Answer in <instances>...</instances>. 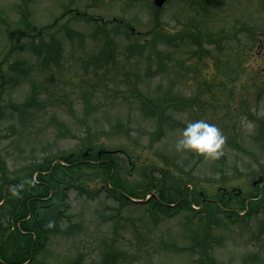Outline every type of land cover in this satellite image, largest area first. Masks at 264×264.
<instances>
[{
    "label": "rangeland",
    "instance_id": "obj_1",
    "mask_svg": "<svg viewBox=\"0 0 264 264\" xmlns=\"http://www.w3.org/2000/svg\"><path fill=\"white\" fill-rule=\"evenodd\" d=\"M195 119L218 159L176 150ZM61 166L34 264H264V0H0V238L3 178Z\"/></svg>",
    "mask_w": 264,
    "mask_h": 264
},
{
    "label": "trees",
    "instance_id": "obj_2",
    "mask_svg": "<svg viewBox=\"0 0 264 264\" xmlns=\"http://www.w3.org/2000/svg\"><path fill=\"white\" fill-rule=\"evenodd\" d=\"M39 47H37L38 49ZM151 69L152 67L150 66V69L148 70L149 73H151ZM89 137V134L87 136V138ZM95 153H92V155H94ZM87 156H91V153H89V151L85 152L84 154H81L80 157L78 158L77 155H71L70 157H67L63 160H60L61 162H65L66 168L70 169L71 164H73L74 157H77L76 159L78 160H85L86 158L84 157ZM97 157H99L98 160H107L108 158V154L106 153H101L100 151L97 153L96 155ZM73 157V158H72ZM97 159V158H96ZM105 163H103L102 165H104ZM65 166H61L62 168H54V170L51 173L52 178H50L51 176H39V182H36V180L33 179V172H30L29 174L25 175L24 179L23 178H18L17 180H15V183H13L11 180H8L7 178H3V182H6L7 184L9 183V185H13V193H9V197L10 200L6 206V208H8V206H10V208L7 210L8 212V216L9 218H13L15 217L16 220H13L15 225H17L18 223L20 224L21 227H19V231L20 233L18 234V236L14 237H10V241L15 243L14 246L11 247V250L8 249V246L10 245V241L7 242L8 238L7 234L8 231H2L1 234V238H0V246L2 244V241L5 239L4 245L2 247V250L0 249V252H3V254H1V258L8 262L9 264H24L25 262H31V264H34V260H35V255L37 251H39L42 246H45L43 244V241L46 239V232L48 231V228H50L49 226L45 225L49 222H51V220H37V215L39 212L41 211H45L42 209V205H47L48 207L46 209H48V211H50V209H54L56 210V204L53 201V199H49V193L50 190L51 191H55L59 189L60 184H57L56 181H58V183L63 184V181H60L59 178V171H61L60 174H62L63 171V167ZM60 167V166H59ZM109 165L103 166V168L107 171L110 170ZM38 171H40L41 173L43 172H48L49 168L45 167V168H40L38 169ZM4 172V171H3ZM112 170L110 171V177H111V173ZM24 180L26 184H28V189L32 191L26 192L24 190L19 191L17 189V187L22 186L21 185V181ZM118 181V180H117ZM114 181V185H115ZM118 188H120L123 192H125L123 189H125V186L123 182L118 181ZM177 184V183H176ZM179 185V184H178ZM37 186H44V188L42 187H38L40 189H36ZM4 185H0V203L2 201V189H3ZM164 187V186H162ZM25 188V187H24ZM149 188V186L147 187ZM164 189H167V185L164 187ZM178 191V190H177ZM127 193V192H125ZM179 193L177 192L175 195H171V196H166L163 192L162 194H159V198L151 197L149 200V203H152L153 201L156 200L159 201L161 203L162 206H164V209H166L165 205L166 204H173L175 202H177L178 198H179ZM35 195V196H32ZM174 196V198H173ZM57 198V197H56ZM42 199H47L48 201H43ZM61 199V197H60ZM59 199V200H60ZM184 200H186V197H183ZM58 200V201H59ZM123 200V199H121ZM44 202V203H43ZM184 202V201H183ZM238 203V202H237ZM5 202L3 203V205L0 206V209H3L2 207L4 206ZM225 205L227 207H229L227 205V202L225 203ZM211 211H215V209H219L218 206H214L213 204H210ZM243 206V204H242ZM207 206H205L206 208ZM226 207V208H227ZM159 208V207H158ZM156 209V208H154ZM153 209V210H154ZM58 211V210H56ZM228 218H235V216H227ZM237 217V216H236ZM238 218V217H237ZM7 242V243H6ZM6 244V245H5ZM12 252V254L10 255V253ZM206 255H207V250L206 252L204 251L202 253L203 256V260L205 262H207L208 264H210L209 262H211V264H214V260H206ZM32 260V261H31ZM101 264H108L107 260L103 261Z\"/></svg>",
    "mask_w": 264,
    "mask_h": 264
},
{
    "label": "clouds",
    "instance_id": "obj_3",
    "mask_svg": "<svg viewBox=\"0 0 264 264\" xmlns=\"http://www.w3.org/2000/svg\"><path fill=\"white\" fill-rule=\"evenodd\" d=\"M225 137L219 127L205 119L185 123L175 147L177 151L194 152L206 159H218L223 155Z\"/></svg>",
    "mask_w": 264,
    "mask_h": 264
},
{
    "label": "water",
    "instance_id": "obj_4",
    "mask_svg": "<svg viewBox=\"0 0 264 264\" xmlns=\"http://www.w3.org/2000/svg\"><path fill=\"white\" fill-rule=\"evenodd\" d=\"M165 1H166V0H155V4H156L157 6H159V7H161Z\"/></svg>",
    "mask_w": 264,
    "mask_h": 264
}]
</instances>
